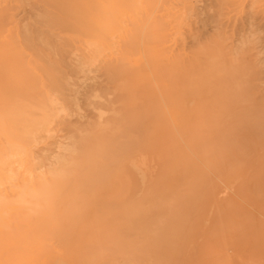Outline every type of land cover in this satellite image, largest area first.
Segmentation results:
<instances>
[{
    "label": "bare ground",
    "instance_id": "bare-ground-1",
    "mask_svg": "<svg viewBox=\"0 0 264 264\" xmlns=\"http://www.w3.org/2000/svg\"><path fill=\"white\" fill-rule=\"evenodd\" d=\"M178 1L182 2L183 0ZM43 2L48 7L47 12L49 16L45 18V24H41L46 25L48 29H53L56 32V34L51 33L49 35L55 39V41L53 40L54 43L60 44L59 47L42 37L37 38L39 39L37 41L39 47L36 46L31 33L27 30L24 31L22 36L17 32L11 31L8 33L5 42H2L0 33V264H6L5 256L11 247L15 248L19 245L28 246L26 242H22L23 236L19 222V214L22 209L28 208L27 215L25 214V216H31L35 219L34 228L37 232L40 230L42 231V229L45 230L43 227L44 223L42 220L43 214L41 213V206L42 203L49 201L50 197H52L51 200L53 202L62 201L65 202V204L69 203L68 205L70 207H78L84 202L91 201L87 197L88 189L96 190L109 183L119 186L120 189L121 186L125 185L119 178L123 175V166L126 161L123 152H131L139 148L140 150H147V147L141 145L143 142L139 143V137L141 140L149 135L156 137L158 140L168 138L169 129L165 128L163 122L158 120L153 123L151 122L152 132L148 130H134L130 133H127L123 128L124 126L118 121L113 125L109 124L108 121H100L97 127L95 126L97 131L94 129L93 131L89 129L88 131H80L77 137L73 135L69 138V145L65 144L67 146H61V144L59 146L61 152L65 150L66 153L69 152L76 155V157L73 156L74 158L70 160L58 157L59 167L49 172L52 177L51 182L42 180L40 182V188L36 190L29 187L25 179L20 177V172L23 167L24 158L28 153L30 142H35L41 138H48L51 132V124L54 122L56 114L66 112L65 108L60 106V102L62 101L60 99H55V96H52L55 98H51L49 95V91L52 90L54 93L56 92L55 95L58 93L59 96H65V92L68 90L69 86L66 73L60 64V47L76 46V48L83 53L82 66L85 68L89 69L97 64H105V66H107L108 75L112 76L115 82H117L116 87L113 89V93L110 95L105 94L104 96H98L100 93L96 91V93L91 92L89 97H91V99L94 98V100L96 98L103 100L104 98V103L111 106L110 110H112L113 113H117V115L119 111L116 112L115 106H113V97L115 96H119V98L124 95L126 96L125 100L119 101L120 109L122 108L135 114L145 110V118L149 117L148 119H152L153 117L160 116L159 119H162V116L164 118L166 114L165 111L169 106H182V104L186 106L184 104L187 102L186 97L190 95L194 97L191 104L192 108L189 109V111L187 107H183L184 113L188 116L192 114L196 116L205 114L207 115V120L211 119V115L216 117L219 116L215 115L218 109H220V113H225V100L238 104L246 100L245 96L248 94L246 93V87L249 88L247 74L245 75L241 71L238 73L236 68L232 67L231 64V66L228 65V67L225 65L227 62H223L224 48L220 42V45L216 43L218 46L214 49L212 47L216 55L213 53L214 51H202L201 55H203L202 57H204L205 62H207L206 64L200 63L206 68L204 67V69H202L201 67L198 73L194 72L195 70H193L192 65H183V63H180V65L179 63L173 64L169 61V57L166 56L163 50L165 49L164 45L169 42L170 38L165 18L172 15V0H43ZM219 6H221V9H225L224 3ZM37 17L40 18L39 16ZM9 26L10 25H8V27ZM6 27L7 25L5 28ZM247 51H249L248 48ZM243 55L244 54H242V56ZM118 56H121V60H124V65H119ZM9 57H11V61ZM141 57L144 59L143 63L146 71L153 76V79L157 83V89L161 94V101L164 104V109L163 107L161 108L163 112H157L154 111L153 108H150L152 101L144 92L146 79L142 75L143 70L136 67V62L138 59L142 60ZM86 58L88 59L86 60ZM244 58L245 57H243V59ZM226 60L228 59L226 58ZM242 61L243 60L240 61L239 58L238 62L240 63ZM240 64L236 67H239ZM251 64L252 63H250V65ZM125 66L127 67L124 68ZM246 67L248 66L246 65ZM243 70L245 71V69ZM123 73H125L126 76H123ZM183 74L188 75V78L186 76L187 82L183 79ZM125 77L129 78V80L127 79L128 81H132L133 84L131 83V86L124 83L126 82L124 80ZM225 79L226 82L224 81ZM181 80H184V83H181ZM182 84L185 85L180 86ZM256 86L258 87L259 85ZM162 89L165 90L164 93ZM76 94L77 93H75V95ZM73 99L77 100L76 98ZM37 110L42 112L40 116L37 115ZM157 110L159 109L157 108ZM245 111H243L244 115L241 117L247 120L250 116L248 117ZM98 112H100V110ZM99 115H101V113ZM106 115H108V113ZM107 117L108 116H106V119ZM224 117H222V119ZM103 118L105 117L103 116ZM148 119H144L142 123L148 121ZM184 119L195 120L199 119V117H184ZM218 119L219 118H217V120ZM212 120H216V118L214 119L213 117ZM207 121L212 122L209 120ZM244 122H242V124L246 128V126H248V121ZM204 125H201V130ZM215 126L217 125L215 124L214 127ZM229 126H227V128H229ZM204 128L205 126L203 129ZM182 136L183 134L180 135V137ZM124 139H131L132 141L129 140L130 143L127 141L124 144H120L121 151L116 153L115 159L110 160L112 165L104 161L110 157L111 152H114L112 151L113 147H115L114 143H119V141H124ZM173 139H176V137H173L171 140ZM196 144H200V142H196ZM236 145L238 146V144ZM60 150L58 152H60ZM212 150L213 151H209V154L211 157L218 158V165L219 163L222 165V157L224 156L223 150H217V148ZM239 150L240 149H238V151ZM193 155L202 163L204 168L208 169L209 174L215 171L212 168L213 166L211 168L208 166L206 162L207 158H205L203 154L197 152L193 153ZM244 157L248 158V156L245 155ZM138 159L140 160L139 157ZM131 161L136 162L134 160ZM169 161L170 160L167 162ZM192 162L193 159L186 156L183 162L177 166L178 172L185 175L187 178V183L183 191L184 196L162 199L154 198L152 194H149L146 197L145 206L125 203L119 205L120 209L110 212L151 216L154 207L166 202L162 214L165 219L168 217L169 226H167V233H182V236L189 234L188 228L193 220V216L186 212L203 203L202 190L205 191L204 186H206L205 184L210 180V177H208L204 169L202 170L200 168L199 172H195ZM140 164H142L143 168L146 166L145 162H140ZM140 164H131L130 166L135 169H138V167L141 169ZM235 164L233 162V165ZM218 165L214 166L218 167ZM215 167L214 169H219ZM261 174L262 172H259L257 176L255 175V181L252 180L249 183L251 186L253 185L252 188H254L251 189L250 196L243 190L245 186L236 187L233 192L236 196L230 197L229 199H227L228 197L226 199H221V203H218L215 208L212 209L211 218L206 222L203 221L204 226L201 228V232L204 239L200 249V253H202L200 254V264H264V184L262 185L260 183L259 178ZM144 176L145 174L143 177ZM124 180L126 179L124 178ZM75 183L78 184L76 189L73 185ZM154 184L156 185V183ZM150 185H152V183ZM150 185H147V189ZM127 186L128 188L130 186L128 181ZM115 191L117 192V190ZM112 192L110 190V193ZM231 196H233V194ZM254 202L260 206L261 215H259L262 217L260 221L250 213V205ZM104 204L103 206H106V204ZM99 209L100 207H98L97 212H99ZM64 213H70V210L66 209ZM170 216H173L171 221L169 220ZM158 221L159 223L161 222L160 220ZM257 228H259V230H257ZM51 235L50 239L48 237L49 241L51 240ZM178 236L177 234V237ZM169 238H171L170 241L174 244L175 239L172 236ZM172 248L176 249V255L182 258L187 257L189 252H194L188 251L182 246H179V248ZM24 256L26 255L24 254ZM129 257H132V255ZM146 257L149 258V256ZM149 262H151V259Z\"/></svg>",
    "mask_w": 264,
    "mask_h": 264
},
{
    "label": "rangeland",
    "instance_id": "rangeland-1",
    "mask_svg": "<svg viewBox=\"0 0 264 264\" xmlns=\"http://www.w3.org/2000/svg\"><path fill=\"white\" fill-rule=\"evenodd\" d=\"M223 3L225 4V9H221V6H219ZM171 4L173 5L172 15L165 18L170 38L169 42L164 45L165 49L163 50L166 56L169 57V61L173 64L179 63L180 65V63H183V65H192L193 70H195L194 72L198 73L201 67L202 69L205 67L202 66V64H206L207 62H205L204 57H202L203 55H201L202 51H214L213 49L222 43L224 48V59L222 60L224 63L225 61L227 62L225 65H232V67L236 68L238 73L241 71L245 75L247 74L249 88L246 87V93H248L245 96L246 100L240 104L236 102H227L225 100L227 109H225V113H220V109H218L215 115H219L220 117L211 115V119L207 120L212 122H208L206 120L207 115L205 114H201L202 116L198 114L199 116H196L191 113L192 115L188 116L184 113V108L187 107L188 110L192 108L191 104L194 97L190 95H187V97L189 96L188 98L186 97L187 102L184 103L186 106H183V104L182 106H169L165 111L166 114L164 118L162 116V119H159L160 116L153 117L152 119H148L149 117L145 118V110L135 114L130 113L128 110L120 109L119 101L125 100L126 96L124 95L120 98L119 96H115L113 97L114 104H112L115 106V111H119L117 115V113H113L112 110H110L111 106L104 103V98L103 100L99 98L94 100V98L91 99V97H89L91 92L96 93V91L100 93L98 96H104L105 94L110 95L113 93V89L116 87L117 82H115L112 76L108 75L107 66H105V64H97L89 69L85 68L82 66L83 53L77 49L76 46L60 47V64L66 73L69 86L68 90L65 92V96H59L58 93L55 95L56 92L54 93L52 90H50L51 92L49 91V95L51 98L56 97L55 99H60L62 101L60 102V106L64 107L66 112L56 114L55 120L51 124V132L48 138H41L35 142H30L29 150L24 158L23 167L20 172V177L25 179L29 187L36 190L40 188V182L42 180L51 182L52 177L49 172L59 167L57 158L62 157L70 160L76 157V155L69 152L66 153L65 150L61 152L59 146L61 144V146L69 145V138L73 135L77 137L80 131H88V129L91 131H93V129L96 130L98 122L100 121H108L111 125L118 121L124 126L123 128L126 132L130 133L134 130H148L152 132L151 122L153 123L158 120L163 122L165 128L169 129V134L167 136L168 138H164V140H158L152 135L142 138V140L139 137V143L143 142L141 145L147 147V150H140L139 148L131 152H123L126 161L123 166V175L121 174L122 176L119 178L125 185L121 186L120 189L119 186L110 183L96 190L88 189L87 197L91 201L84 202L78 207H70L68 205L69 203L65 204V202L62 201L53 202L51 200L52 197H50L49 201L42 203L41 213L43 214L42 220L45 230L42 229V231L40 230L37 232L34 228L35 219L31 216H25V214L27 215L28 208L22 209L19 214V222L23 236L22 242H26L28 246L19 245L15 248L11 247L5 256L6 264H200V254H202L200 253V249L204 239L201 228L204 226L203 221L206 222L211 218L212 209H214L218 203H221V199L235 197L236 195H234L233 192L238 186H245L243 190L250 196L251 189L254 188H252L253 185L251 186L249 183L254 180L255 175L257 176L259 172H262L259 178L260 183L262 185L264 184V0H183L182 2L172 0ZM47 11L48 7L43 0H0V33L2 42L6 41V37L11 31L17 32L22 36L24 31L27 30L31 33L34 44L38 47L37 41L39 39L37 38L40 37L54 43L55 39L49 34H56V32L53 29H48L46 25H42L45 24V18L49 16ZM6 25L7 27L5 28ZM8 25L10 26L8 27ZM224 42L227 43L225 44ZM216 43H218V45ZM54 44L58 47L60 46V44ZM247 48L249 51H247ZM213 53L216 55L215 51ZM242 54L244 55L242 56ZM225 57L228 60H226ZM237 57L238 60L240 58V61H246V64L243 61L240 62V64ZM243 57H245L246 60L245 58L243 59ZM10 58L11 57H9V60L11 61ZM87 59L88 58H86V60ZM141 59L142 60L138 59L139 61L137 60L138 63L136 62V67L143 70L142 75L146 79L144 92L152 101L150 108H153V110L157 112H163L161 108L163 107L164 109V104L161 101V94L157 89V83L153 79V76L146 71L143 63L144 59L142 57ZM118 60L120 61H118L119 65L125 64L124 60H121V56H118ZM250 63L252 64L250 65ZM238 64H240L239 67H236ZM246 65L248 67H246ZM126 67L127 66L124 68ZM243 69H245V71ZM123 74V76H126L125 73ZM186 76L188 78L187 74H183V79L187 82ZM127 79L129 80V78H124L126 81L124 83L131 86L133 84L132 81H128ZM224 81L226 82V79ZM181 83H184V80H181ZM256 85L259 86L257 87ZM162 91L163 93L165 92L164 89H162ZM75 93L77 94L75 95ZM157 108L159 110H157ZM99 110L100 112H98ZM242 110H246L245 112L248 117L250 116L249 119L246 120L241 117L244 115ZM100 113L101 115H99ZM107 113L108 115H106ZM41 114L42 112L37 110V115L40 116ZM103 116L105 118H103ZM106 116H108L107 119ZM184 117H199V119L187 120L184 119ZM213 117L214 119L216 118V120H212ZM222 117L224 118L222 119ZM217 118L219 119L217 120ZM144 119H148V121L142 123ZM244 121H248V126H246V128L242 124ZM199 124L200 128L202 124H205V128L203 129L204 126H202L201 130ZM213 124L217 126L214 127ZM227 126H229V128H227ZM182 134L183 136L180 137ZM173 137H176L178 140H171ZM129 140L132 141L131 139H124V141L121 140L119 143L115 142V147L112 149L114 152H111L110 157L104 161L111 164L110 160L115 159L116 153L121 151L120 144H124ZM196 142H200V144H196ZM236 144H238V146ZM166 147L170 148L167 150ZM215 148H217V150H223L225 157H222V165L220 163L218 165V158L211 157L209 154V151H213L212 149ZM238 149H240V152ZM59 150L60 152H58ZM197 152L203 154V156L207 158L206 162L210 168L213 166L212 168L215 171H213L212 174H209L208 169L204 168L202 163L194 157L193 153ZM244 155L248 156V158L244 157ZM186 156L193 159L192 163L195 172H199L201 168L202 170L204 169L208 177H210V180L208 179L209 182L204 186L205 191L202 190L203 203L186 212L193 216V220L188 228L189 234L182 236V233H177L179 235L177 237L175 233H167V226H169L168 217L165 219L162 214L166 202L154 207L151 216L110 212L120 209L119 205L125 203L145 206V200L149 194H152L154 198L162 199L184 196L183 191L187 183V178L185 175L178 172L177 166L183 162ZM131 160L136 162H132ZM166 160L170 161L167 162ZM138 161L141 163L145 162L146 168H143L142 164ZM233 162L234 164L237 163L233 165ZM131 164H140L141 169H139L138 166V169H135L130 166ZM214 165H218V167ZM214 167L219 169H214ZM144 174L145 176L143 177ZM124 178L130 183L129 188ZM143 179L145 180L142 181ZM151 183L152 185H150ZM154 183H156V185ZM73 185L76 189L78 184L75 183ZM147 185L151 186H148L149 190L147 189ZM110 190L114 193H110ZM115 190H117V192ZM232 194L233 196H231ZM104 203L106 206H103ZM98 207H100L99 212H97ZM250 207L251 215L253 214L252 216L260 221L262 219L260 216V206L254 202ZM66 209L70 210V213L65 214L64 212ZM172 217L173 216H170V221ZM158 220L161 222L159 223ZM259 228H257V230H259ZM50 235L51 240L49 241ZM170 236L175 239L174 244L170 241ZM179 246L194 252H189L187 257L182 258L176 255L177 250L172 248H179ZM24 254L26 256H24ZM131 255L132 257H129ZM146 256H149V258ZM150 259L151 262H149Z\"/></svg>",
    "mask_w": 264,
    "mask_h": 264
}]
</instances>
